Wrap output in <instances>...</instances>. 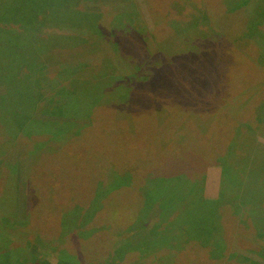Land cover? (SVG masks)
<instances>
[{"label": "trees", "instance_id": "obj_1", "mask_svg": "<svg viewBox=\"0 0 264 264\" xmlns=\"http://www.w3.org/2000/svg\"><path fill=\"white\" fill-rule=\"evenodd\" d=\"M11 1L0 0V83L5 85L7 92L6 95L0 97V125L6 122L14 126L13 131L23 132L22 134L25 136L31 135L33 130L37 133L42 132V135H49L51 139L54 137L56 141L59 140L60 142H65L67 136L73 132L74 141L76 142L71 149L66 150V147H62L56 152L46 153L51 156L50 158L43 156L35 162L34 171L31 174L41 184L37 182V185L32 184L28 188V194H26L28 213L25 215L23 211L25 216L20 217L21 222L26 223L28 219H32V223L30 222L28 226H21L24 232L23 235L25 233L29 235L40 233V230L45 232L44 229L50 231L51 234L56 233L57 227L59 228L60 223L63 222L61 216L64 208L72 207L74 211L65 218L84 212V221L77 222V225L71 229L68 233L71 236L70 239L78 243L82 237L91 239V237L98 235V239H103L106 242L105 245L109 246L110 239H113V237H117L116 242L119 243L123 238L121 242L123 245L119 244V247L121 245L122 250H124L120 254L122 257L118 258L121 259L120 264H132L128 261L131 254H137L138 257L139 255L142 256L143 260L140 264H156L155 258L158 255L155 246L158 243L159 246H167L166 249L168 248L170 252L182 250L183 246L176 248L173 246V243L177 240L175 234L180 235L181 238H187L189 242L197 243L204 249L205 247H212L213 250L211 249V251L213 252L210 257L213 259H226L227 251L224 240L227 236L223 218L227 215L225 217L226 223L231 224L230 213L233 214L232 220L234 222L237 219L240 220L243 223L242 226L247 228L246 230L249 226L252 227L256 236L262 239L264 236V207H260L258 199L255 201L253 198L245 199L253 190L250 188L249 183L247 187L244 186V192L238 200L237 207L235 205L241 189L238 190L234 198L232 196L226 199L221 191L218 199H209L205 196L203 188V182L206 178L204 175L199 174L198 165H201L202 159L215 156L211 151L216 145L217 139L221 136H227L229 140H232V144L225 155V160H223V163L228 167L230 166L228 163L232 160L233 164L241 161L254 148L249 145L240 147L244 140L248 138L252 129L251 126L248 123L244 124L245 119L242 116L237 119V115L233 113L232 116V113L224 111L223 107L233 104V109L237 108L241 113L246 112L248 115L251 114L252 110L259 111L264 106V85L259 84L251 91L249 86L255 84H232L228 88L229 90L227 89L228 100L226 99V104L214 109V111L221 109L223 116L228 118L226 120H232V117L233 121L237 120L232 133V131L223 130L222 121L198 124L196 118V114L201 115L202 113L211 112L208 106L214 104L209 99L211 96H215L216 92H219L220 84H178V80H175L174 76L186 67L202 70L201 66L217 59V49L214 45L216 39L211 38L206 27V30L202 29L201 25L204 20L212 28V31L209 32L219 34L224 41L230 44V47H233V74L237 72L241 76L240 78L245 79L248 71L256 72L258 68L255 67L256 62L253 59L255 60V57H257L258 61L262 62L264 57L261 54L259 55L256 49L257 42L254 43L252 39L254 36L260 37L263 39L261 40L264 44V6H258L254 10V16L249 18V14L244 13L248 0H241L237 3H235L236 0H200L208 11L204 12V15L192 14L193 20L191 19L190 22V24L195 25L190 30L195 34H199L194 41L195 46L199 45V47L189 49L188 51L191 52H183L184 50H181L183 47L180 45L176 48L179 53L174 54L173 59L171 58L170 61L165 58L163 52L157 53L160 56L158 61H163L158 66L150 64L149 59L145 61L144 57L139 58L137 55H131L123 50L122 43L126 37L117 35L116 38H112L113 36L110 35L108 39L119 42L120 47L122 46V51H119V53L122 52L126 59L135 62L134 66H138L136 69L138 72L136 73L140 78L136 76L133 80L126 79L120 84H116L111 80L112 75H123V72H117L116 62L112 54L114 49L110 45L109 50L101 54L99 64L93 68L97 75L105 73V76H102V78L96 77L94 71H92L91 76L83 77L80 72L86 67L82 66L79 71L75 68L74 72L70 71L69 68V70L67 68L64 70L63 67L65 72L62 71V73L57 74L58 72L55 71L56 81H59L60 77H64L66 82L64 84H50L51 89L54 88V91L49 97H46L45 95L42 96L41 91L43 90L40 92L35 90L37 84L30 83V81H37L38 76L44 70H49L48 67H53L52 71L56 70L54 64L36 61V55L41 51L40 43H43L45 48L51 46L52 37L49 36L47 31L54 27L67 26L73 30L84 29L78 33L88 36L89 32L85 29L88 26L86 25L92 23L96 11L99 10L95 7V4L99 5L104 0H14L16 1L15 5H11L9 3ZM156 1L149 0L151 9L157 7L155 6ZM164 1L170 2V6L175 9L179 5L185 7L190 2L197 0ZM83 3L87 5L83 7L85 10L80 8ZM90 5L92 7H88ZM62 11L66 13L63 14ZM152 11L153 20L157 22L158 26H163V14L156 9ZM176 21L179 22L177 24L181 22V24L187 25L186 21ZM99 22L95 23L94 30L100 34L109 33L110 29L107 31L106 26ZM109 23L112 24V20ZM108 26L112 28V25ZM13 28H16V30L10 31ZM136 34L147 48L151 44L150 41L154 40L153 35L142 39L143 34ZM79 36L74 37V39H80ZM11 45L14 47L15 52L20 55L19 58L1 53L5 47H11ZM59 45L67 48V50L73 49L65 43L60 42ZM205 47L211 48L206 49ZM200 53L203 54L200 55ZM80 55H82L80 59L88 57V54ZM80 55L75 54L73 56L78 57ZM97 55L99 54L95 56ZM248 56L253 59L250 60ZM178 59L181 62V67L177 69L173 76L171 69L174 60ZM196 63L199 65H196ZM28 65L31 69H27ZM146 66L150 67L151 70L145 68ZM262 69L264 68L261 66L260 70ZM29 70L30 72H28ZM47 77L48 72L45 73V81ZM233 79L238 82L236 78ZM169 80L171 81L169 82ZM23 82L26 84H22ZM82 82H92V85H96L94 83L103 84L105 87L101 89L100 97L96 101L94 100L95 102H92V98L83 100L81 105L75 102L74 87ZM157 82L159 84H153ZM28 84L32 86H28ZM135 88L141 89L134 93ZM7 96L11 97L8 101L5 100ZM41 96L40 102L39 97ZM55 98H60L61 101L59 99L55 100ZM40 103H42V107H40ZM25 107L31 111L34 110L32 112L33 117L36 116L38 120L30 119V122L27 123L24 120L27 113ZM84 108L86 111H92V114L87 112L90 115L89 123L87 125H77L74 118L85 112ZM119 108H124L128 113L124 120V131L117 129L116 131L119 134L109 135L112 138L111 141L115 143L113 145L115 149L110 152V157L115 163L112 169L102 174L103 167L95 163L90 164L89 160L83 159L78 168L74 166V159H69L65 164L62 162L63 157H65L63 155L68 153L70 156L71 150L77 144L81 145L78 150L80 151L85 149L84 146L88 145L91 140H95L99 142V148H101L105 135L100 136L96 132L103 125L110 128L114 126V121L109 117ZM96 111L98 112L95 115ZM258 121L263 122V120ZM11 122H14V124ZM38 122L43 126L41 131L35 130ZM49 122H54L57 126L50 127ZM191 123L195 124L194 128ZM207 124L211 128L220 125V128L214 127L203 135L201 130ZM51 128H57V131ZM212 130L214 133H212ZM84 134H88V136L83 138ZM121 134L122 137H120ZM17 137H19L18 133L7 140L5 145L13 142ZM237 150L239 153H237ZM40 152L41 150L37 147V149H33L29 156L33 159ZM57 161L59 163L55 164ZM262 161L264 162V160ZM45 162L54 164L55 169H58L60 164L65 166L61 169L62 173L57 178L52 179L39 171L40 166ZM17 168L18 166L14 165L7 172L0 171V263L6 261L3 264H16L22 260L24 264H50V262L40 260L34 256L31 251L27 262V254L22 249L7 247V245L3 246L5 232L3 222H7L9 219L14 221L18 210L16 199ZM54 168L49 169L50 174L54 173ZM63 169L64 173L68 174L70 172L76 182L74 192L64 190L61 187L65 179L67 182V179L70 178V175L67 176L63 173ZM262 170L264 172V166ZM135 172L138 176H143V180L140 181L138 176H135ZM222 172L224 177L226 172L224 170ZM262 175L264 174H260L258 179H263ZM6 176H8L7 179ZM229 177L230 175H228ZM230 183L233 184L231 181ZM42 184H44L43 187ZM40 186L42 187L41 190ZM256 189L258 191L260 187L256 186ZM127 197L132 198L124 210H129L130 213L121 215L120 221L113 223L111 221L114 219L113 215H117L121 210L119 207L121 200H127ZM228 204L231 205L233 211ZM248 207L250 210H248ZM102 220L109 222L103 228H99V223ZM12 223L14 224V222ZM88 223L91 224L94 230L93 234L85 236L84 233H87V231L84 228ZM63 225H65L64 222ZM112 227L115 228V231L108 233V230ZM29 245L31 249L35 246L34 244L31 246V243ZM198 245L196 247L199 250ZM185 247L187 248V245ZM72 249L61 250V257L57 264H87L84 254L78 252L75 248ZM80 249L78 247L79 251ZM255 253L259 257L258 259L264 263V251L262 253L255 251ZM195 254L196 252L186 257L193 258L192 256ZM233 255L241 257L238 254ZM152 256L153 258H151ZM103 260V264H108L107 257H104ZM191 260L194 262V258ZM199 262L202 261L199 260ZM216 262L220 261L217 260ZM250 263L261 264L254 260ZM214 264L216 263L214 262Z\"/></svg>", "mask_w": 264, "mask_h": 264}, {"label": "rangeland", "instance_id": "obj_2", "mask_svg": "<svg viewBox=\"0 0 264 264\" xmlns=\"http://www.w3.org/2000/svg\"><path fill=\"white\" fill-rule=\"evenodd\" d=\"M16 1L12 0L9 3L11 5H15ZM238 1L241 0H236L235 3H237ZM248 1L246 3L247 7H245L244 9V13L246 15L249 14V18H252L254 16V12H255L254 10H256V8L260 5L264 6V0H250L249 2ZM156 2L157 3L155 6L157 7L155 9L157 11H160L161 14H163V26H158L157 22L153 20L154 17L152 15L153 13L152 10L155 9H151L149 0H120V1L104 0L99 5L95 4V7L99 10L96 11L92 23H90V25H86L88 26L87 28H85L86 31L88 30L89 32L88 36L87 35L84 36L83 33L82 34L78 33V32H82L84 29L73 30L72 28H68L67 26L54 27L49 29V31L47 32L49 33V36L52 37L50 43L51 46L45 48L44 44L40 43L39 47L41 51L38 55H36V61L39 63L44 61L45 63L54 64L56 70L52 71L53 67H48L49 70H44L38 76L37 81L31 80L30 83L37 84V86L34 89L37 90L38 92L43 90L41 91V93L43 94L42 96L45 95L46 97H49V95L53 93L52 91H54V88L53 90L51 89L50 84H64V82H66V79L64 77H60L59 81H56V72H58L57 74H60L62 73V71L65 70V68H67V70L70 69V71L72 70V72H74L75 68L79 71L81 70V67L84 66L86 68L80 72V75H82L83 77H89L91 76L92 71H94L96 77L102 78V76H105L106 74L104 73L102 75L101 74L97 75L96 71L93 68L99 64L101 59V54L106 50H109L110 45L114 49V50L112 49L113 50L112 54L114 61L116 62L115 65L117 66V70H118L117 72H123V75H118V76L112 75L110 77L111 80L116 84H120L123 80L126 79L133 80L134 78H136V76L137 78H140V76L136 73L138 72L136 70L138 66H134L135 62L133 61L131 62L130 60L126 59L122 52L119 53V51H122V46L120 47L119 42H113L112 40L108 39L110 35L113 36L112 38H116L117 35L126 37L125 39H123V43H122V45L124 46L123 50H126L131 55L135 54L139 58L144 57L143 59L145 61H148L149 59V61H151L150 64H152L153 66H158L159 64H161V62H163V61L160 62L158 61L160 56L157 55V53L163 52L165 54V58L168 61H170L171 58L173 59L174 54L179 53L178 49L176 48H178L180 45H182L183 47L181 49L184 50L183 52H191L188 50L192 48L193 49L198 48L199 45L195 46L194 41L198 38L199 34H195L190 30V28L195 27V25L190 24V22L192 19L191 16L192 14L204 15V12L208 11L207 8L204 6V4L201 3L200 0H197L190 2L188 6L186 5L184 7L182 5H179L178 7L173 9L170 6V2L168 3L167 1L164 0H161V2L157 0ZM85 6L87 5L83 3L80 8L82 10H85V8H83ZM88 7H92V5ZM72 11L74 10L72 9ZM64 13L66 12L64 11L63 14ZM67 15L69 16L68 13ZM111 20H112V24L109 23ZM176 20L186 21L187 25L181 24V22H180L181 25L177 24L179 22H177ZM99 21L106 26L107 31L108 29H110L109 33L104 32V34L102 33L100 34L99 32H96L94 30L95 23ZM108 25H112V28ZM201 27L203 30H206L205 29L206 27L209 31H212V28L208 26L205 20L203 21ZM12 30H16V28L11 29L10 31ZM209 31L208 33L211 35V38L216 39L214 41V45L217 49V55H218L217 59L214 60L213 62H208L205 66H201L202 70L196 69L194 67H186L182 69L179 73H177L175 76L174 73L177 71L179 67H181V62L179 61V59L174 60V65L171 69V74L174 76L175 80H178V84H200V83L220 84L219 92H216L215 96H211L209 99L214 104L213 106H208L209 111L211 112L207 114L202 113L201 115L196 114L197 115L196 118L198 120V124H204L206 122H211V121H222L223 130H226L227 132H231L233 128L236 127L237 120L233 121V117L232 120H226L228 118L223 116L221 109L217 111H214V109L222 107L226 104L228 100L226 93L229 90L228 88H230L232 84H255L254 86H249L250 91L252 89H255V87H258L257 85L259 84L264 85V69L260 70L261 66L264 68V64H263L264 61L259 62L257 57H255L254 60L252 57L248 56L250 60L253 59V61L256 62L255 67L258 69L256 70V72L252 70L248 71V74H246L245 79L240 78L241 76L237 72H234L233 74V47L232 46L230 47V44L227 41H224L219 34H214ZM136 33L143 34L141 36L142 39L144 37H149V36L152 37L153 35L154 40L150 41L151 44H149L147 48L144 46L142 40L137 36ZM174 33L175 35H173ZM78 35H80L79 36L80 39H74V37H77ZM261 39L262 38L260 37L254 36L252 41L254 43L257 42L256 43L257 45L256 49L258 50L257 52H259V55L261 54V56L264 57V44L262 42L263 39L262 40ZM60 42L65 43L68 47L70 46L73 49L67 50V48L63 47L62 45H59ZM11 47L9 46L5 47L1 51V53L2 54L6 53L11 56H15L16 58H19L20 55L17 52H15V50L13 49L14 47L12 45ZM210 48L211 47H207L206 49H210ZM79 53L88 54V57H85V59H80L82 55H80ZM75 54L80 56L78 57L73 56ZM96 54L99 55L95 56ZM202 54L203 53H200V55ZM34 64L37 65L36 62H34ZM196 65L199 64L196 63ZM145 68L151 70L150 67L148 66H146ZM27 69H31L30 65L27 66ZM51 71L52 73L49 74V72ZM28 72H30V70ZM46 72H48V77L45 81L44 77ZM233 78H236L238 82H236ZM171 80H169V82ZM69 82H70V77H69ZM22 84H26V83L23 82ZM92 84H93L92 82L90 83L82 82L78 86L74 87V94L76 98L75 102L77 104L81 105L83 103V100L85 101V99L87 100L89 98H92V102H93L94 100L96 101L100 97L101 89L105 87L103 86V84H97V83H94L96 85H92ZM153 84H159V82ZM28 86H32V85L28 84ZM5 88H6L5 85H2L0 83V97L6 95L7 92ZM140 89L141 88H135L134 93L138 92ZM42 96L39 97L40 102ZM10 98L11 97L7 96L5 100L8 101ZM58 99L59 101H61L60 98H55V100ZM105 99L107 100V98ZM42 106H43L42 103H40V107ZM25 109L27 112L26 117L24 116L23 113L22 115L24 116L25 118L24 120H26L27 123L30 122L29 121L30 119L34 121L38 120L36 116L33 117L32 112H34V110L31 111L26 107ZM223 110L231 112L232 116L234 113L235 115H237V119H240L242 116L245 119L244 124L248 123V125L251 126L252 129L250 130V134L248 138L244 140V143H242V146L240 147H246L249 145V146H253L254 148L250 152H248L244 156V159H241V161H237L233 164V160H232L230 163H228L230 165L228 167L225 165V163H223V160H225V155L228 152L230 145L232 144V140H229L227 136L225 137L221 136L220 138H218L216 145L211 151V153H214L215 156L202 159L201 165H198V168L200 169L199 174L204 175L206 178L203 182L205 196L209 199H218L222 191L225 198L229 199L232 196L234 198V196L237 195L238 190L241 189L237 199V203L235 205V207H237V204L239 203L238 200L242 197V194L244 192V186L246 185L247 187L249 183L250 188H252L253 190H251L252 192L248 194V196L245 199L253 198L254 201L258 199L260 201L259 204L260 207H264V191H263L264 175H262L263 179H258L260 174H264L262 170L264 166V162L262 161L264 160V154H263L264 153L263 152L264 106L259 111L252 110L250 115H248L246 112L244 114L241 113V111L237 110V108L233 109V104L232 105L229 104L228 106L223 107ZM84 111L85 112H83L80 115H77L74 118V122L77 125H87L89 123L90 120L89 114H92V111L91 110L86 111L85 108ZM98 111L95 112V115ZM87 112L89 114H87ZM127 113L128 112H126L124 108H119L117 111L113 112V114H111L109 117L112 121H114V126L110 128L106 125H103L96 132L100 136L105 135V139L102 141L103 144L101 148H99L100 147L99 142L95 140H91V142L88 145L84 146L85 149H82L80 151L78 150L81 148V145L77 144L71 150L70 156L68 155V153L63 155L65 157H63L62 162L65 164L69 159L72 160L74 159L73 160L75 161L74 166L78 168L81 165L83 159L86 161L89 160L90 164L95 163L103 167L102 174L107 173V170L112 169L113 166L115 165V163L110 157V152L115 149V147L113 146L115 143L111 141L112 138L109 135L111 134V136H113L119 134V132L116 131L117 129L124 131L125 129L124 120L126 118ZM216 114L219 116H217ZM258 120H263V122L260 123ZM11 123L14 124V122ZM36 124L37 126L35 130L41 131L43 126H41L39 122ZM49 124L50 127L54 125L57 126V124H55L54 122L53 123L49 122ZM191 125L194 128L195 124L191 123ZM13 127L14 126L7 124L6 122L0 125V171L7 172L8 169L13 168L14 165L18 166V168L16 169V171L18 172L17 173L18 175L16 174L17 175L16 199H17L18 210L16 212V217H14V221L9 219L8 220L9 222L8 221L3 222V226L5 229L3 246L7 245V247H13V248L15 247L22 249L23 252L27 254L26 255L27 262L30 258V251H31V253L40 260L50 262V264H57L61 257V250H67V248L73 250L72 248H75L78 252L84 254L87 264H98V263L103 264L104 257H107L108 264L110 263L120 264L121 259L118 258H121L122 256L120 254L121 252H124L121 246L123 245V243H121L123 238H121L119 243L116 242L117 237H113V239H110L111 243L109 244V246L105 245L106 242L103 241V239L102 240L98 239V235L91 237V239H88L89 237H85V238L82 237L81 241H78V243L73 241V239H70L71 236L68 233L71 231V229L77 225V222L84 221V212H80L79 214L71 215L68 218H65L68 214L74 211V208L72 207L64 208V211L62 212L63 215L61 217L63 218L62 220L65 223V225H63V222H61L59 226L58 223L59 228L57 227L56 233L51 234L50 231L44 229L45 232L40 230L41 231L40 233H34L30 235L25 233V235H23L24 232L21 226L23 225L28 226L30 222L32 223V219H28L26 223L21 222L22 220L20 216H23L24 212L25 215L28 213V209L26 207V194H28V188L30 187V185L32 184L37 185L36 183L40 182L35 178L34 175L31 174V172L34 171L33 166L36 164L35 162H37L38 159L43 156L45 158H50L51 156L46 153L56 152L62 147H66V150L71 149L74 143L76 142L74 141L75 138L73 137V132L70 133L71 135L67 136V140L65 142H60L59 140L56 141L54 137L53 139H51V136L42 135L43 134L42 132L37 133V131L34 130L31 135L25 136L24 134H22L23 132L13 131L12 130ZM214 127L219 129L220 125H215L212 128ZM212 128L207 124L201 130V132L203 133V135H205V133ZM51 129L57 131V128H51ZM16 133L19 134V137L13 140V142L5 145L7 140L13 138V136H15ZM212 133H214L213 130ZM83 136H84L83 138H85L86 136H88V134H84ZM120 137H122V134ZM205 137L207 138L208 136ZM37 147L41 150V152L38 154V156L32 159V157H30L29 154L33 152V149L35 148L37 149ZM237 153H239L238 150ZM57 163H59V161H57L55 164ZM217 164L219 165L217 166ZM64 166L65 165L60 164L58 166V169H55L54 164H49L45 162L40 166L39 171L51 177L52 179H55L59 176V174L62 173L61 169ZM50 168L55 169L54 173L52 174L49 173ZM64 169H63V173H64ZM222 170L226 172L224 177ZM64 174L67 176L70 175V178L67 179L68 180L67 182L65 179V182L61 184V187H63L64 190H69L71 192H74L76 190L74 187L75 186L74 184H76V182L74 181L72 174L70 172L68 174L67 173ZM134 174L135 176H138L136 172ZM228 175H230L229 178ZM8 176H6V179L8 178ZM249 178L250 179L252 178L253 180H250ZM138 179H140V181L143 180V176L142 177L138 176ZM229 180L233 182V184L235 185L231 184ZM43 185L44 184H42V187ZM256 186L260 187V190L257 191ZM42 187L40 186V190L42 189ZM233 192L236 193L234 194ZM127 198H128L127 200H121L119 205L121 210L117 215L116 214L113 215L114 219L111 220L113 223L120 221L121 215H126L127 213H130L129 210H124L126 205L129 204V201L131 200L132 197H127ZM228 206L231 207V205L229 204ZM231 210L233 211L232 207ZM248 210H250L249 207ZM230 215H229V219L231 220L232 225L226 223L225 217L227 215L223 218L224 225L226 228V236H227V237L224 236L225 237L224 243L227 251L226 259H213L210 257V255L213 252L211 251L212 247H205L204 249V247L199 246L197 243L189 242L187 241L188 240L187 238H185L186 239L185 240L184 237L181 238L180 235L175 234L177 240L173 243V246L175 248L183 246V249L179 251L174 250L170 252L168 248L166 249L167 246L164 245L159 246L158 243L155 246L156 248L155 250L158 255L155 258L156 264H205L206 261H207L206 264H214V262L216 264H252L250 263V261L252 260L264 264L262 260L258 259L259 257L256 256L255 253V251H257V253H262L264 251L263 250L264 236L262 237V239L258 238L252 227L249 226L248 230H246L247 228L242 226L243 223H241L240 220L237 219L236 222H234L232 220L233 214L230 213ZM12 222H14V224ZM108 222L109 221L107 220H102L99 223V228H103L104 226L107 225ZM216 226L217 224L215 225V227ZM217 228L219 229V227ZM84 229L85 231H87V233H84L85 236H88L91 233L93 234L94 229L91 227L90 223H88V225ZM112 229H109L108 233L111 232L113 233L115 231L114 227H112ZM46 232L49 234H47ZM93 241L94 243H92ZM30 243L31 246L32 244L35 245L33 249L30 248L29 245ZM75 243L80 246L76 245ZM119 244H121L120 247ZM186 245L187 248L185 247ZM197 245L200 247L199 250L196 247ZM78 247L81 248L80 251L78 250ZM3 249H5V247H3ZM195 252L196 254L192 256L194 258V262L191 260L193 258L186 257L189 255L191 256V254ZM233 254H238L241 257ZM129 258L130 259L128 261L132 264H140L142 262L141 260H143L142 256L139 255L138 257L137 254H131ZM151 258H153V256ZM199 260L202 262H199ZM217 260H219L220 262H216ZM5 262H1L0 264H3ZM10 263L12 262L10 261ZM16 264H24V262L21 260V262H18Z\"/></svg>", "mask_w": 264, "mask_h": 264}]
</instances>
